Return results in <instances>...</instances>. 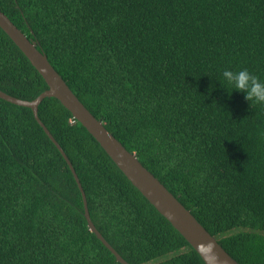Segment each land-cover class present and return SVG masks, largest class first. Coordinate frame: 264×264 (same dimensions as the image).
Listing matches in <instances>:
<instances>
[{"label":"trees","instance_id":"obj_1","mask_svg":"<svg viewBox=\"0 0 264 264\" xmlns=\"http://www.w3.org/2000/svg\"><path fill=\"white\" fill-rule=\"evenodd\" d=\"M84 107L239 264H264V0H0ZM48 89L0 29V91ZM38 118L90 219L129 264H204L55 98ZM0 264H120L30 108L0 99Z\"/></svg>","mask_w":264,"mask_h":264},{"label":"water","instance_id":"obj_2","mask_svg":"<svg viewBox=\"0 0 264 264\" xmlns=\"http://www.w3.org/2000/svg\"><path fill=\"white\" fill-rule=\"evenodd\" d=\"M0 29L24 54L33 68L44 79L48 89L32 101L14 98L0 91V99L11 104L30 108L34 118L43 128L57 150L66 161L74 180L80 190L83 200L84 217L88 230L95 234L103 245L112 253L120 264H129L104 240L92 223L88 211L87 200L78 176L68 157L38 118V106L45 98H55L67 109L73 119L83 126L96 140L107 156L122 172L127 180L141 195L161 214L171 226L186 240L200 256L204 264H239L232 259L222 246L203 228L192 214L139 162L137 157L125 147L98 121L72 93L61 76L48 62L46 55L37 50L36 45L29 40L0 10Z\"/></svg>","mask_w":264,"mask_h":264},{"label":"clouds","instance_id":"obj_3","mask_svg":"<svg viewBox=\"0 0 264 264\" xmlns=\"http://www.w3.org/2000/svg\"><path fill=\"white\" fill-rule=\"evenodd\" d=\"M223 81L232 91L242 92L249 103L264 105V79L253 74L247 68L239 71L225 69L222 72Z\"/></svg>","mask_w":264,"mask_h":264}]
</instances>
